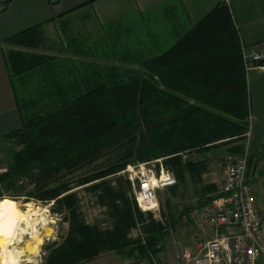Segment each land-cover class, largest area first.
Wrapping results in <instances>:
<instances>
[{"label":"trees","instance_id":"trees-1","mask_svg":"<svg viewBox=\"0 0 264 264\" xmlns=\"http://www.w3.org/2000/svg\"><path fill=\"white\" fill-rule=\"evenodd\" d=\"M122 20L111 28L119 29ZM171 22L177 37L166 49L150 54L156 47L144 53L127 48L119 55L140 69L52 55L29 58L9 50L21 126L3 134L16 148L0 172V188L27 201L52 203L65 215L67 235L46 264H78L109 251L165 264L160 254L170 222L141 211L130 196V182L118 173L129 164L164 158L177 176L170 195L188 180L201 183L198 206L205 207L219 197L215 182H203L209 163L183 159L182 153L218 147L232 154L245 151L251 110L242 52L247 43L228 2L217 3L190 27L177 16ZM32 32L6 41L29 45ZM97 45L74 52L112 58L94 50ZM81 190L102 209L94 222H87ZM166 203L170 206L169 198ZM138 226L140 234L132 236Z\"/></svg>","mask_w":264,"mask_h":264},{"label":"crops","instance_id":"crops-1","mask_svg":"<svg viewBox=\"0 0 264 264\" xmlns=\"http://www.w3.org/2000/svg\"><path fill=\"white\" fill-rule=\"evenodd\" d=\"M222 1L228 2L248 45L264 41V0H12L5 6L0 5V113L3 115L0 120V129L4 132L3 134H6L21 126L20 113L7 66V62H13L9 50L22 51L24 54L31 55L29 58L36 55H52L56 58H63L69 54L72 55L78 46H86L99 41L105 34L104 25L114 26L115 22L122 20L125 14L132 13L145 18L146 13L155 12L154 14H158L159 20H164L158 27L163 26L165 35L163 40L158 37L150 47L146 45L147 51L151 47H156L153 48L156 51L151 49L153 51L150 52V54H155L166 49L176 40L177 33L171 19L177 16L180 24L190 27ZM89 17L93 18L92 22L89 21ZM31 28L34 32L27 40L29 45L6 41ZM158 31L160 30L158 29ZM143 32L147 37L153 35L152 31ZM19 57L15 56V59L18 60ZM252 71H255L254 84L253 87L251 84L249 87L251 110L255 119L249 144L248 178L254 184V180L260 175L257 165L254 166L253 162L256 158L261 161L262 157L259 154L264 149L262 147L264 117L260 114L256 100L254 103V98L256 99L257 96L255 95L256 86L260 88L261 84H258L259 80L256 79L261 76L264 79V70L255 68ZM262 115L264 116V114ZM259 122L260 125L257 126ZM256 194L264 211V198L261 199L257 192ZM262 194L264 197V187ZM207 233L211 232L207 231ZM210 238L209 236L208 239ZM204 242L206 240L200 243ZM111 254L112 251L103 253L102 256L91 262ZM113 257H117L116 254H113ZM109 259L103 262L105 264H129V261L124 258ZM259 264H264V259Z\"/></svg>","mask_w":264,"mask_h":264},{"label":"rangeland","instance_id":"rangeland-1","mask_svg":"<svg viewBox=\"0 0 264 264\" xmlns=\"http://www.w3.org/2000/svg\"><path fill=\"white\" fill-rule=\"evenodd\" d=\"M155 12L146 13L145 18H142L141 15H133L125 14L123 20L121 21V27L119 29H113L108 25H104L105 34L99 39L97 45V52L99 53H107L112 55V58H102V57H92V56H85V53L82 54H75L65 56V58H71L73 61L84 60L85 62H99L101 64H117L123 65V67H133L140 69L141 67L137 62H122L119 60V55H122L126 52L127 48H130L133 52H141L142 50L146 51V45L149 47L153 41H156L158 37H161L162 40L164 39L165 35L163 34V26H159V23L163 22L164 20L158 19V14H154ZM90 22H92L91 17ZM88 21V19H85ZM99 22V21H98ZM158 29L161 31H158ZM142 31V33H140ZM143 31H149L153 33V35H149L148 37L145 36ZM117 34V35H115ZM139 36V37H138ZM120 39V42L114 45V43ZM137 40V41H136ZM94 44V43H93ZM93 44L90 43V48H93ZM85 46V45H84ZM170 46V45H168ZM107 47H111L107 51ZM141 52V53H144ZM149 51V50H148ZM147 51V52H148ZM156 51V50H154ZM138 53V54H139ZM139 56V55H138ZM254 74L255 71L248 72V83L253 87L254 84ZM259 80L258 84H260V88L256 86L255 95L256 99L254 98V103L258 105V109L262 117H264L263 108H264V79L263 77H259L256 79ZM255 80V81H256ZM250 91V87H249ZM251 96V94H250ZM252 104H253V92H252ZM3 118L2 113H0V120ZM255 119V118H254ZM253 119V124H254ZM20 123V121H19ZM260 125V122L257 123V126ZM253 130V129H252ZM2 130L0 129V172H4L5 168L9 166L13 151L16 148L15 144L12 140L8 138H3ZM264 148V143L262 144ZM227 154L223 147H218L215 149H211L204 152H194L191 159L192 160H199L205 159L209 163V171L203 175V182L204 183H211L216 182L220 178H222V162L224 156ZM261 161L256 158L253 164L254 166L257 165V171L260 175L259 178L254 180V185L256 192L258 195L263 199L262 190L264 187V149L263 152L259 154ZM135 164V163H133ZM130 165V164H129ZM128 166V165H127ZM122 170L118 173L121 175ZM123 176V175H121ZM124 177V176H123ZM125 178V177H124ZM130 182V181H129ZM131 184V182H130ZM200 186L201 183L194 184L191 180H188L186 184H181L178 188V192L176 196L170 195L168 189L163 190L160 194V211L156 215L159 220L166 223L170 222L169 224V233L164 238L163 241V251L160 254V258L165 261V264H178L180 261V257L184 253L185 250H191L192 253H196L197 243L203 242L208 239V237H212L213 233H207L206 230H203L202 227H199L197 223L192 219L191 213L196 208H203L198 206L199 201L201 199L200 194ZM30 187L27 189L29 190ZM24 194V193H23ZM83 200V210L86 213L87 222H94L102 213V209L94 205V199L87 195L86 192L80 191ZM132 198L133 195L130 193ZM3 197H11L19 200L23 206H26V203L32 202L36 206L40 207L41 209H47L46 213L49 214L48 217L50 220H54L55 222L51 224L49 227L51 228L52 232L45 240L44 243L40 246L38 256H35V263H29L26 261H22L21 264H46V259L51 252V250L55 247L56 244H59L63 241L64 237L67 235L69 229V223L63 220L65 215L61 214L60 212H55L52 209V203L45 204L40 201L36 200H28L25 195H18L16 191H12L7 189L6 187L0 188V199ZM170 199V206L167 205L166 200ZM135 200V199H134ZM137 204V203H136ZM138 206V205H137ZM139 208V207H138ZM140 209V208H139ZM39 220V221H38ZM37 222H41V217H37ZM140 234V229H134L132 232V236H138ZM30 240L29 236L24 238V241L18 245V247H23L27 241ZM110 252V251H109ZM106 253V252H105ZM113 254L117 257H113ZM99 255L97 258H99ZM95 258V259H97ZM111 259H126L129 261V264H146V260H139L137 256L126 257L122 253L117 251H112V254L109 256L102 257V259L98 261L91 262L90 261H83L78 264H105L103 261ZM113 264V263H107Z\"/></svg>","mask_w":264,"mask_h":264},{"label":"built area","instance_id":"built-area-1","mask_svg":"<svg viewBox=\"0 0 264 264\" xmlns=\"http://www.w3.org/2000/svg\"><path fill=\"white\" fill-rule=\"evenodd\" d=\"M242 52L247 72L255 68L264 70V64L260 63L264 61V41L243 44ZM253 119L250 110L248 130L243 135L245 151L227 153L223 158L222 178L215 182L219 197L191 213L206 232L214 235L198 244L196 253L185 250L178 264H259L264 259V211L255 185L248 178ZM193 154L182 153L183 159ZM163 159L130 164L121 172L131 182V193L140 210L152 212L155 218L160 211L159 194L177 184L174 170ZM153 262L159 264L155 258Z\"/></svg>","mask_w":264,"mask_h":264},{"label":"bare ground","instance_id":"bare-ground-1","mask_svg":"<svg viewBox=\"0 0 264 264\" xmlns=\"http://www.w3.org/2000/svg\"><path fill=\"white\" fill-rule=\"evenodd\" d=\"M46 211L32 202L23 206L15 198L0 199V264L35 263L40 246L51 235L49 226L55 222L49 219ZM38 216L41 217L40 223L37 222ZM26 236L30 240L18 247Z\"/></svg>","mask_w":264,"mask_h":264},{"label":"water","instance_id":"water-1","mask_svg":"<svg viewBox=\"0 0 264 264\" xmlns=\"http://www.w3.org/2000/svg\"><path fill=\"white\" fill-rule=\"evenodd\" d=\"M12 0H0V5H7L9 2H11Z\"/></svg>","mask_w":264,"mask_h":264}]
</instances>
